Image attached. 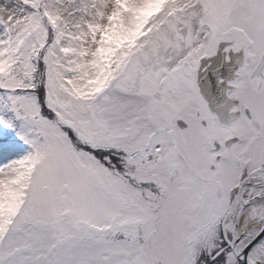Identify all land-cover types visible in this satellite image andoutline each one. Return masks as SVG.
<instances>
[{"label":"snow or ice","instance_id":"snow-or-ice-1","mask_svg":"<svg viewBox=\"0 0 264 264\" xmlns=\"http://www.w3.org/2000/svg\"><path fill=\"white\" fill-rule=\"evenodd\" d=\"M0 264H264V0H0Z\"/></svg>","mask_w":264,"mask_h":264}]
</instances>
